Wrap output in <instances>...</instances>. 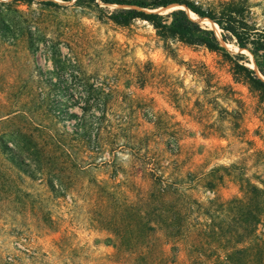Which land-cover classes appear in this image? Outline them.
<instances>
[{"label":"rangeland","instance_id":"obj_1","mask_svg":"<svg viewBox=\"0 0 264 264\" xmlns=\"http://www.w3.org/2000/svg\"><path fill=\"white\" fill-rule=\"evenodd\" d=\"M44 1L0 0V264H133L140 256L116 245L135 234L120 239L109 221L162 189L146 217L173 215L175 236L156 225L145 263L222 259L239 228L221 203L247 182L264 189L256 92L222 52L163 39L142 20L116 24L114 6ZM248 3L264 25V0ZM222 45L256 69L248 50Z\"/></svg>","mask_w":264,"mask_h":264},{"label":"trees","instance_id":"obj_2","mask_svg":"<svg viewBox=\"0 0 264 264\" xmlns=\"http://www.w3.org/2000/svg\"><path fill=\"white\" fill-rule=\"evenodd\" d=\"M43 4L58 6L50 0L44 1ZM74 4L91 6L100 11L103 9L100 4L106 5V8L114 6L107 13V17L116 24L126 25L134 20H142L151 25L163 39L222 52L232 61L234 70L241 74L243 81L256 92L258 103L262 104L264 124V25L259 26L252 20L248 0H227L210 7H203L190 0H75ZM171 5L183 6L184 9L179 7L163 14L157 12L158 9ZM196 19L217 25L218 32L199 24ZM222 43L248 50L254 56L256 69L246 66L244 62L239 63V60L243 61V55H232ZM234 79L238 80L236 77ZM240 187L242 197L221 203L222 207L236 212L235 219L239 228L237 239L233 245L223 247L222 259L211 264H264V241L256 235L260 229L264 234V189L249 182ZM159 194L157 198L142 197L135 203L122 204L117 211H113L109 221V224L119 231L120 239L125 240L128 232L135 234L133 245L121 246V242L116 245L117 251L140 256L134 259L133 264H146L145 257L151 253L152 243L145 239L149 232L154 231L156 225L164 224V229L169 230L165 235L167 238L175 236L170 227L174 224L173 215L165 217L163 210L156 208L157 216L163 214L165 217L163 221H149L146 217L147 207L165 200L163 189ZM242 243L245 244L244 247H237Z\"/></svg>","mask_w":264,"mask_h":264}]
</instances>
